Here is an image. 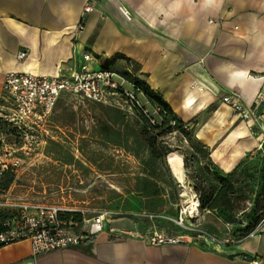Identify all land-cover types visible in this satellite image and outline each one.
<instances>
[{
    "label": "crops",
    "instance_id": "0c3cea01",
    "mask_svg": "<svg viewBox=\"0 0 264 264\" xmlns=\"http://www.w3.org/2000/svg\"><path fill=\"white\" fill-rule=\"evenodd\" d=\"M86 1L0 0V88L6 72L69 73L88 53L93 69L115 60L116 69L124 67L158 93L182 122L210 115L195 127V138L218 157L225 143L246 134L219 97L234 92L248 103L264 92V0H99L78 32ZM217 16L226 21L208 22ZM20 50L26 59L19 65ZM199 101L207 109L197 108ZM245 147L233 149L227 174ZM109 228L130 235L119 238ZM103 230L74 249L35 259L29 240L10 243L0 247V264H264V228L218 249L184 239L151 246L147 231L125 218L106 222Z\"/></svg>",
    "mask_w": 264,
    "mask_h": 264
},
{
    "label": "rangeland",
    "instance_id": "374dc122",
    "mask_svg": "<svg viewBox=\"0 0 264 264\" xmlns=\"http://www.w3.org/2000/svg\"><path fill=\"white\" fill-rule=\"evenodd\" d=\"M211 20L215 25L226 21L219 16ZM114 63L110 60L107 67L116 74V83L123 80V89L133 96L131 102L101 106L63 95L49 114L30 118L32 122L17 134L0 123V172L9 171L11 177L8 191L0 195L4 221L15 219V225L28 204L46 203L82 210L80 220L107 211L111 214L107 223L125 218L144 233L156 229L214 249L243 240L239 231L258 218L250 234L260 232L264 228V92L258 125L238 119L246 134L237 143H225L218 157L195 138V127L210 115L187 122L190 129L185 133L171 129L172 122L163 124L166 120L158 116L157 108L124 80L125 68L116 69ZM1 107L0 117L9 112ZM214 130L215 126L206 131ZM238 143L246 146L245 152L234 160L238 167L227 178L234 188L233 210H200V205L192 210L193 199L199 201L201 196L208 204L214 199L221 186L217 178L227 176L226 161ZM170 157L181 164L183 184L175 178L180 170ZM138 213L162 218L150 222Z\"/></svg>",
    "mask_w": 264,
    "mask_h": 264
},
{
    "label": "built area",
    "instance_id": "2783aa9c",
    "mask_svg": "<svg viewBox=\"0 0 264 264\" xmlns=\"http://www.w3.org/2000/svg\"><path fill=\"white\" fill-rule=\"evenodd\" d=\"M98 1L87 0L83 5L78 32L83 30V15L89 13L92 9L91 5ZM121 12L124 17H128L124 7H121ZM209 23L211 24L212 20ZM15 57L20 65L26 59V52L20 50ZM93 62V57L84 53L81 63L69 70V73L57 72L53 76H42L25 71L6 72L0 88V106L3 109L7 108L9 112L1 116L2 119L20 129L28 122H32L30 118L38 119L49 114L56 106V101L63 95L70 96L81 103L101 106H118L120 102L123 104L131 102L133 96L123 89V80L116 83L117 76L110 68L100 66L93 69L90 67ZM118 95L121 97L116 99ZM255 98L252 105H249L234 92L219 97L220 102L227 106L242 123L252 122L253 125H256L263 117L257 111L263 100L262 93H258ZM184 129H187L185 125ZM25 209V215L22 219L16 220L15 225V219L4 221L3 230L0 231V247L27 239L30 241L33 259L53 252L74 249L84 244L104 231L105 223L108 222L107 217L111 215L107 211H100L92 213L87 219L75 221L67 216H73V212L82 215V210L46 203H30ZM137 215L150 222L162 218L156 213H138ZM109 231L119 238L124 234L130 235L119 233L112 228H109ZM144 238L151 246L176 245L182 242V237L167 236L156 229L147 231ZM250 264L263 263L253 260Z\"/></svg>",
    "mask_w": 264,
    "mask_h": 264
},
{
    "label": "trees",
    "instance_id": "16d2710c",
    "mask_svg": "<svg viewBox=\"0 0 264 264\" xmlns=\"http://www.w3.org/2000/svg\"><path fill=\"white\" fill-rule=\"evenodd\" d=\"M124 80L132 86V89L134 90L135 94H141V96L144 98L145 101L148 102L149 105L152 107L157 108L158 110V116L161 117L162 119H165L166 121L163 122L164 125L169 124L172 122V126L170 127L173 130H176L181 133H185L186 129H184V125L186 126L187 129H190L189 123H183L179 121L178 117L172 113L169 109V107L166 105V103L161 99L160 95L153 90H151L144 82L141 80L132 77L129 73L124 72L122 74ZM4 122L5 126L9 128L11 133L17 134V129L15 126L10 124L8 121H5L0 117V123ZM21 129V128H20ZM8 130V131H9ZM264 144V141L262 145ZM203 148V147H202ZM236 167H234L231 170V173L226 174L227 176L225 178H217L220 183V188L216 191L214 199L211 201L210 204L206 202V199L202 198L199 196V201H198V206L200 205V210L201 209H206V210H216V208H222L227 211H232L233 210V193H234V188L232 184H227V178L231 177L233 172L236 170ZM11 183V177L9 174V171L7 172H0V195H3L8 191V188L10 187ZM227 184L226 188H223V185ZM201 199V200H200ZM72 217V220L79 221L80 220V215H73V216H67V218ZM260 218L254 220L249 227L244 229L243 231H239V238L240 239H245L249 236V234L256 229V225L259 223ZM3 223H4V218L1 216L0 212V231L3 230ZM91 240V239H90Z\"/></svg>",
    "mask_w": 264,
    "mask_h": 264
},
{
    "label": "bare ground",
    "instance_id": "6f19581e",
    "mask_svg": "<svg viewBox=\"0 0 264 264\" xmlns=\"http://www.w3.org/2000/svg\"><path fill=\"white\" fill-rule=\"evenodd\" d=\"M237 78V77H236ZM203 81V80H202ZM196 86V85H195ZM186 87V86H185ZM201 88V87H200ZM202 91H204V90H202ZM209 95H210V93H209ZM206 96V95H205ZM211 98V97H210ZM209 98V99H210ZM202 100V99H201ZM190 101H192V100H190ZM198 103V105L197 104H195V105H197V108L198 107H200V109L202 110V109H207V107L205 108V106H204V104H202V101H199V102H197ZM209 108V107H208ZM170 161L171 162H173L175 165H176V168L178 169V170H180L176 175H175V178H176V180H177V182H178V184H183V180H182V168H181V164H179V162H178V160L175 158V157H170ZM185 181V180H184ZM194 198V196L192 195V199ZM195 202H194V201ZM192 201H191V206L190 207H192V210H196V206H197V201L195 200V199H193Z\"/></svg>",
    "mask_w": 264,
    "mask_h": 264
}]
</instances>
